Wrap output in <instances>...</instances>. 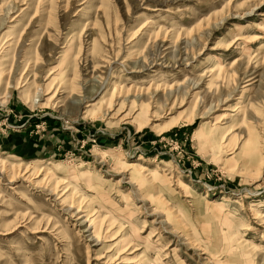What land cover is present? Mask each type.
Wrapping results in <instances>:
<instances>
[{"label": "rangeland", "instance_id": "374dc122", "mask_svg": "<svg viewBox=\"0 0 264 264\" xmlns=\"http://www.w3.org/2000/svg\"><path fill=\"white\" fill-rule=\"evenodd\" d=\"M0 264H264V0H0Z\"/></svg>", "mask_w": 264, "mask_h": 264}, {"label": "bare ground", "instance_id": "6f19581e", "mask_svg": "<svg viewBox=\"0 0 264 264\" xmlns=\"http://www.w3.org/2000/svg\"><path fill=\"white\" fill-rule=\"evenodd\" d=\"M135 164H130V166H134ZM130 168V167H129ZM133 168V167H132Z\"/></svg>", "mask_w": 264, "mask_h": 264}]
</instances>
